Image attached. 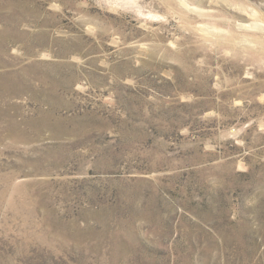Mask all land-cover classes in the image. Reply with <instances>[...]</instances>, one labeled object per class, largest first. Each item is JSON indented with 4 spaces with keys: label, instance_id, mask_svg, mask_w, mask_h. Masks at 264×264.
I'll return each instance as SVG.
<instances>
[{
    "label": "rangeland",
    "instance_id": "rangeland-1",
    "mask_svg": "<svg viewBox=\"0 0 264 264\" xmlns=\"http://www.w3.org/2000/svg\"><path fill=\"white\" fill-rule=\"evenodd\" d=\"M0 264H264V0H0Z\"/></svg>",
    "mask_w": 264,
    "mask_h": 264
}]
</instances>
